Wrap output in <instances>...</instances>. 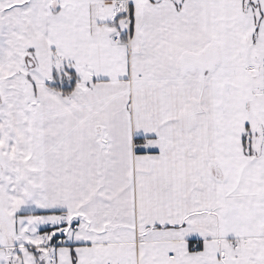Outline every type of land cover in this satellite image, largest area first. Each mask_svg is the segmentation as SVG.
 Returning a JSON list of instances; mask_svg holds the SVG:
<instances>
[{
	"label": "snow or ice",
	"instance_id": "1",
	"mask_svg": "<svg viewBox=\"0 0 264 264\" xmlns=\"http://www.w3.org/2000/svg\"><path fill=\"white\" fill-rule=\"evenodd\" d=\"M0 264H264V0H0Z\"/></svg>",
	"mask_w": 264,
	"mask_h": 264
}]
</instances>
